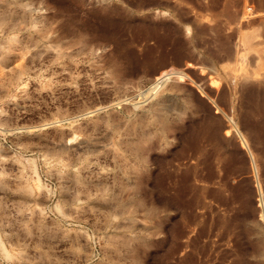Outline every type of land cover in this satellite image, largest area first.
Here are the masks:
<instances>
[{
    "label": "rangeland",
    "instance_id": "rangeland-1",
    "mask_svg": "<svg viewBox=\"0 0 264 264\" xmlns=\"http://www.w3.org/2000/svg\"><path fill=\"white\" fill-rule=\"evenodd\" d=\"M263 35L264 0H0V264H264Z\"/></svg>",
    "mask_w": 264,
    "mask_h": 264
},
{
    "label": "bare ground",
    "instance_id": "bare-ground-1",
    "mask_svg": "<svg viewBox=\"0 0 264 264\" xmlns=\"http://www.w3.org/2000/svg\"><path fill=\"white\" fill-rule=\"evenodd\" d=\"M214 1V0H213ZM212 2V1H211ZM213 5H215V4H213ZM224 11V10H223ZM243 11V10H242ZM225 12V11H224ZM225 15V14H224ZM233 15V14H232ZM229 16V15H228ZM231 18V17H230ZM232 19V18H231ZM235 19H236V17H235ZM237 20H239L238 18H237ZM238 23V22H237ZM239 24V23H238ZM240 25V24H239ZM237 31V30H236ZM263 32V31H262ZM236 35V34H235ZM264 36V35H263ZM262 37V36H261ZM264 38V37H263ZM264 41V40H263ZM262 41V39H261V43L263 42ZM227 42V41H226ZM225 42V43H226ZM264 43V42H263ZM220 44H221V42H220ZM228 47H229V45H227ZM224 47V46H223ZM234 47V46H233ZM237 48V47H236ZM244 48V47H243ZM228 49H230V48H228ZM224 50V49H223ZM222 49H221V51H223ZM229 55H230V53H229ZM227 58V57H226ZM230 60V59H229ZM232 60V59H231ZM249 71H251V70H249ZM248 74H249V72H248ZM251 74H253V73H251ZM250 74V75H251ZM262 75V74H261ZM263 76V75H262ZM248 78V77H247ZM261 78V77H260ZM243 79H245V76H243ZM243 79H241V80H243ZM249 79V78H248ZM250 79H251V77H250ZM252 80V79H251ZM261 81V80H260ZM244 82H245V80H244ZM243 82V83H244ZM251 82H253V81H251ZM250 82V83H251ZM263 82V81H262ZM246 83V82H245ZM261 83V82H260ZM248 84V83H247ZM264 83H262V85H263ZM245 91V90H244ZM260 104V103H259ZM262 106H264V105H262ZM257 109V108H256ZM232 120V119H231ZM237 125L235 124V127H236ZM259 127V126H258ZM236 129V128H235ZM241 139H242V142H243V145H245L246 146V148H247V150H248V152H249V154H250V161L251 162H253L254 164H256V159H255V156H254V153L252 152V150H251V148H250V145H249V142L245 139V137L244 136H242L241 135ZM253 167H254V165H253Z\"/></svg>",
    "mask_w": 264,
    "mask_h": 264
}]
</instances>
